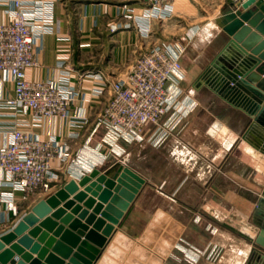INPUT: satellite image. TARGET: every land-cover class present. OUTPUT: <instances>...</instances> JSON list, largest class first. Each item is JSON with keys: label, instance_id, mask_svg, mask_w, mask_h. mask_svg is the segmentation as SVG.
Instances as JSON below:
<instances>
[{"label": "crops", "instance_id": "0c3cea01", "mask_svg": "<svg viewBox=\"0 0 264 264\" xmlns=\"http://www.w3.org/2000/svg\"><path fill=\"white\" fill-rule=\"evenodd\" d=\"M230 4L231 0H175L172 8L150 19L152 37H144L140 28L146 23L147 7L137 1L54 2L57 31L44 36L39 65L28 69L27 77L59 79L58 57H67L71 82L85 92V100L78 97L71 113H83L86 122L70 126L45 117L26 126L42 138L66 141L72 161L57 171L60 179L48 189L20 199L19 211L0 220V231L60 184L93 168H112L120 179L115 203L124 211L118 230L134 240L120 264H260L264 204L258 210L257 205L264 198V142L260 125L249 129L254 120L248 115L255 94L241 85L229 92V102L206 84L225 91L219 78L221 62L210 69L209 65L227 39L218 21ZM169 31L179 39L189 34L190 44L181 57L185 77L180 88L191 93L194 108L157 146L118 141L114 150L101 148L105 128L97 121L108 93L94 95L98 83L93 78H84L80 88L78 73L99 72L116 79L129 70L137 51L148 49L153 37L158 41ZM6 91L12 93L11 85ZM25 118L30 121V115ZM0 119L12 121L9 116ZM211 245L219 248L214 258L202 255L195 260L188 252Z\"/></svg>", "mask_w": 264, "mask_h": 264}, {"label": "built area", "instance_id": "2783aa9c", "mask_svg": "<svg viewBox=\"0 0 264 264\" xmlns=\"http://www.w3.org/2000/svg\"><path fill=\"white\" fill-rule=\"evenodd\" d=\"M56 1L0 0V118H12L10 123H0L4 138L0 141V220H8L19 211L20 199L48 189L50 183L60 179L57 171L72 161L66 141L55 136L42 138L26 126L45 117L59 118L70 126L86 122L83 113H71L78 97L85 100V92L71 82L72 67L67 57H58L59 79L27 77V70L39 65L38 54L44 36L57 31ZM134 1L147 7L146 23L140 28L144 37L151 32L150 19L162 15L175 2ZM242 1L231 0L234 8ZM188 37L189 34L174 43L155 44L140 51L129 70L116 79H108L99 72L78 73L80 88H84V78H93L98 83L94 95H101L104 90L108 93L97 121V125L105 128L101 148L107 146L114 150L118 141H147L157 146L194 108L191 93H184L180 88L185 77L181 57ZM8 84L12 89L10 94L6 91ZM25 115H30L29 122ZM150 125L155 126L152 131ZM76 158L80 163L83 160L80 155ZM188 252L195 260L202 255L214 258L219 248L211 245L203 251L189 249Z\"/></svg>", "mask_w": 264, "mask_h": 264}, {"label": "water", "instance_id": "95a60500", "mask_svg": "<svg viewBox=\"0 0 264 264\" xmlns=\"http://www.w3.org/2000/svg\"><path fill=\"white\" fill-rule=\"evenodd\" d=\"M218 25L227 39L209 69L221 62L225 91L206 84L229 102V92L248 87L255 94L249 129L260 125L264 142V0H244L238 8L231 2ZM112 171L93 168L60 184L0 231V264L122 263L134 240L118 230L124 211L115 203L120 179ZM263 204L264 198L257 210ZM260 257L264 264V253Z\"/></svg>", "mask_w": 264, "mask_h": 264}, {"label": "rangeland", "instance_id": "374dc122", "mask_svg": "<svg viewBox=\"0 0 264 264\" xmlns=\"http://www.w3.org/2000/svg\"><path fill=\"white\" fill-rule=\"evenodd\" d=\"M152 34H151V32H150V34L148 35V36H150V37H152L151 36ZM149 37V38H150ZM177 40H180L178 37H177V34H173L172 32H166V34H165V36H163V38L162 39H160V40H158V41H156L155 40V37H153L150 41V45L152 46V45H155V44H158V45H167V44H169V43H174V42H176ZM184 42H185V44H186V48H187V46L190 44V39H185L184 40ZM186 50V49H185ZM139 52L140 51H137V54H136V57L138 56V54H139ZM150 130L152 131V129L153 128H155V126L154 125H150ZM148 135V134H147ZM144 143H146V144H149V145H151L149 142H147V141H143ZM153 146V145H152Z\"/></svg>", "mask_w": 264, "mask_h": 264}]
</instances>
